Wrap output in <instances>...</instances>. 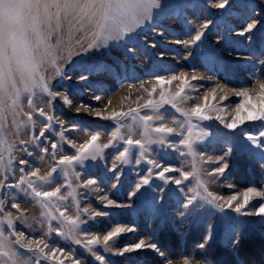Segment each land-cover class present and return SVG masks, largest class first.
I'll use <instances>...</instances> for the list:
<instances>
[{"label": "rangeland", "instance_id": "rangeland-1", "mask_svg": "<svg viewBox=\"0 0 264 264\" xmlns=\"http://www.w3.org/2000/svg\"><path fill=\"white\" fill-rule=\"evenodd\" d=\"M159 2L161 7L152 9L151 18L124 38L109 40L106 46L101 43L99 47L88 51H85L88 45V40H85L84 47L73 48L70 58L66 52L62 53L65 58L59 63L63 75H54V70L49 65H44L49 85L54 91L61 93L51 109V114L57 119L45 138L34 141L33 136H38L41 123H46L42 117L34 115L33 119L40 122L35 128L26 124L17 129L12 125L13 116H8L5 135L9 143L15 145L12 153L15 159L11 166L14 172L6 173L9 176L7 183H15L24 174L19 168L29 172L34 167H39L40 174L45 175L62 155L75 154L76 149L71 143L79 145L93 133L100 134L99 143H108V138L116 130V121L101 119L95 115L94 110L108 116L113 111L129 112L130 109H139L141 116L163 117L151 122L152 127H176L173 120L184 121V117L171 105L165 104L156 113L144 105L149 99L159 101L162 91L168 98L174 96L180 87L179 80L172 81L171 84H160L158 81L171 80L172 76L183 73L187 75L190 84L183 94L184 102L179 103V106L184 110L198 104L203 106V98L207 95L208 107L205 111L212 117L209 120L192 118V139L198 162L203 157V162L200 163L201 178L208 187L211 181L235 182V187L225 183L218 197H231L249 188L264 191V163L259 155L260 150L246 139V135L259 136L264 131V121L245 120L234 130L225 126L232 122L236 105L243 100V97L235 93L244 89L258 90L259 82H264V0H227L223 9L216 7V4L223 3L224 0ZM253 22L256 27L251 32L246 31L247 25ZM205 24L208 25L207 29L203 28ZM198 31H204V36L201 41L193 43ZM242 31L244 35H240ZM192 75L201 79L191 80ZM213 91L216 93L215 100L212 99ZM148 93L152 95L149 96ZM251 94L255 95V92ZM64 95L72 101L71 106L63 104ZM225 95L227 99H222ZM97 96L100 97L99 100L95 99ZM25 110L27 111L26 100ZM217 117H222L223 120ZM19 119L26 121L23 116ZM61 122L67 142L60 140ZM121 123L133 126L136 131L133 139L141 138L142 129L133 125L130 118ZM121 134L127 137V130L122 128ZM183 135L187 137V131ZM152 137L155 139L157 134L152 133ZM21 140L30 142L21 144ZM180 140V136L172 134L166 137L164 144H146L148 151L143 157L140 149L133 147L124 162L119 157L128 145L123 141H113L114 146L104 149L102 156L85 160L83 166L76 165L81 179H71L72 186L76 189L82 223L80 230L71 238L58 236L55 230L45 236L49 230L47 223L42 225L40 222L41 209L24 192L6 188L0 191V199L5 200V212H13L16 230L24 233L22 243L44 239L50 247L63 249L67 258L59 257V253L57 255L64 259V264H72L73 260H79L80 264H101L96 259L97 256L103 257V264H167L169 260L172 264H183L185 259L192 264H212L207 259V252L211 247L216 252L219 248L213 247L215 244L232 257L249 253L251 249L254 257L262 255L264 246H259L257 241L264 239V217L253 215L254 219H250V216H244L239 220L243 215L232 208L225 206L227 208L224 207L221 211L200 199L185 207L193 195L190 185L193 186L194 181H184L181 185L187 189L182 188L181 191V185L177 186L172 182L173 178H181L179 172H168L165 173L167 179L160 178L159 173L163 167L191 170V156L180 155V151L187 152L179 143ZM260 140L264 142V137H260ZM52 143H57V149H51ZM242 144L248 145V149H242ZM42 147H48L50 152L44 153ZM229 147H232V152L225 156ZM22 149L31 151L33 155L28 156ZM52 151H55V157L51 155ZM221 156H225L221 164L229 165L225 175H208L219 166L215 161ZM4 157L6 163L9 158L7 152H4ZM20 159L29 160L33 167L20 165ZM149 160L161 167H154L148 163ZM53 175H59L57 186L66 183L59 173ZM146 178L148 184L143 183ZM87 179L96 180V184L87 188L80 187ZM67 191V188H61L60 194L65 195ZM219 199L222 200V197ZM12 202L20 204L24 217L16 219L19 214L10 208ZM260 202L261 198H254L244 211H255L254 205ZM55 203L60 211H64L65 206L69 209L65 215H76L77 209L71 197L64 202ZM85 208L88 209L87 213L83 211ZM51 211L59 216L55 208ZM97 212L103 215H95ZM215 217L220 225L217 228L212 226L207 233ZM226 223L234 225L233 228L230 226L229 229ZM51 224L53 229L59 228L57 221L53 220ZM116 228H123L125 231L105 245L103 237ZM10 231L7 230L6 235ZM237 232L243 236L253 232L256 235L253 239L256 240L252 241L251 247L243 241L237 247L233 242V236ZM93 237H99L100 242L89 250L83 241ZM76 239H80L82 243H75ZM9 240L13 242L12 247L19 255L30 259L34 264L36 257L26 248L15 244V236H9ZM141 240L146 244H155L159 251L145 247L124 252L125 248H134ZM201 243L205 244L203 249L199 247ZM221 250L217 252L220 256L223 253ZM160 252L164 255L161 256ZM40 264L54 262L41 259Z\"/></svg>", "mask_w": 264, "mask_h": 264}, {"label": "snow or ice", "instance_id": "snow-or-ice-1", "mask_svg": "<svg viewBox=\"0 0 264 264\" xmlns=\"http://www.w3.org/2000/svg\"><path fill=\"white\" fill-rule=\"evenodd\" d=\"M227 0L223 3L216 4L218 8H225ZM159 0H0V191L4 189H18L24 192L26 196H30L36 205H39L41 224H48L47 236L52 231H56V235L71 238L74 233L78 232L81 227V219L79 214V202L76 200V189L72 186V177L76 180L81 179L80 173L76 171V165L83 166V162L88 159H96L102 156L104 149L113 147V141H123L128 145L123 152L120 153L122 162L126 161L129 151L133 147L140 149L141 157L144 156L148 149L146 144L166 142V137L172 134L181 137L179 143L187 152L180 151L181 156H191V170H184L180 168L163 167L159 173L161 179H167L165 173L179 172V179L173 178L172 182L177 186L184 183V181L192 180L195 182V187L191 189L193 195L188 199L185 207L193 205L197 199L203 200L206 203L219 208L221 211L224 207L232 208L236 213L243 216H259L264 217V191H257L255 188L247 189L242 195L243 200L240 203H235L239 200V196L233 195L225 201V204H218V199L208 190L206 182L201 178L202 169L200 163L203 162V157L197 160V152L194 148V141L192 139V118L195 117L200 120H209V116L205 109L208 107V96H204V105H196L189 110H184L179 106V103L184 102L183 94L185 89L189 86L190 81L186 74L180 76H172L171 80H159L160 84L168 83L179 80L180 87L174 96L168 98L161 92L159 101L149 99L144 105L145 108H150L154 113L163 107L165 104L171 105L172 108L184 117V121L173 120L176 127L159 126L152 127V123L156 119H163L162 116L153 115H140L139 109H130L129 112L113 111L110 115L104 116L101 111H95V115L101 119L116 121V130L112 132L108 138V143L101 144V136L98 132L90 135V138L85 142L76 145L71 143V146L76 149L74 155H62L55 161V165L41 175V169L34 167L32 171L25 172L24 168H19L21 175L15 183H7L9 176L6 173H13L14 169L11 167L13 160L12 155L14 144L9 143L5 129L8 126V116L12 115V125L19 129L20 127L31 125L35 128L38 123L34 120V115L43 118L46 123H41L38 136L34 135V141H40V138H45V134L50 132L53 127L54 121L57 119L51 114V109L54 108V101L61 93L54 91L49 85L48 78L44 72L47 71L44 65H49L53 70L54 75H63V70L60 67V60L65 57L62 53L66 52L67 57H71L73 48L76 46L84 47V41L88 40V45L85 51L99 47L101 43L109 40H119L124 38L131 32L151 18L152 9L160 8ZM208 25H203L207 29ZM256 27V23L247 25L246 31L251 32ZM240 35H244L242 31ZM89 36L91 39H89ZM204 36V31H198L194 38L193 43L201 41ZM43 70V71H42ZM19 78V79H18ZM84 78V77H82ZM201 79L196 75L191 76V80ZM155 89H153V92ZM255 92V95L251 93ZM237 96L243 97V100L236 105L235 116L232 118L231 123H226V127L235 129L239 124H243L245 120L248 121H264V82H259L257 89H244L235 93ZM149 96L152 93H148ZM47 97L48 99H44ZM95 99L99 100L97 96ZM212 99H216V93L213 91ZM222 99H227V95ZM25 100L27 111L25 110ZM62 102L65 105H72V101L68 96H62ZM110 103V102H109ZM41 104L45 106H40ZM84 107V105H81ZM79 112V109H77ZM106 111V109H105ZM246 113V115H242ZM26 117L25 120L19 118ZM131 119L133 125L142 129L140 131V139H133L136 134L132 125H125L121 123L122 120ZM217 119L223 120L222 117ZM187 125V128H185ZM127 130V137L121 134V129ZM61 131L59 132L60 140L65 141L63 122H61ZM187 131L188 135H183ZM152 133H156L157 137L153 139ZM260 137H264V131H261L259 136L246 135V139L260 150L259 155L262 163H264V142H261ZM30 141L21 140L20 143H29ZM170 147L173 145H169ZM242 149L247 150L248 145H241ZM51 149H57V143L51 144ZM44 153L50 152L48 147H42ZM179 151V149H177ZM27 152L28 156L33 153L27 149H22ZM4 152L8 154V160L5 163ZM232 152V147L228 148L225 156ZM55 157V151L51 152ZM225 156H221L215 163L219 165L208 175L223 177L226 169L229 167L227 163H222ZM43 159V157H41ZM148 163L153 164L154 167H161L155 161L149 160ZM20 165H28L33 167L27 159H20ZM54 173H59L63 176L66 183L57 186L59 183V175L54 176ZM34 178V179H33ZM146 178L143 183L148 184ZM96 184V180L87 179L86 183L81 184L80 187L87 188L90 185ZM26 186V187H22ZM47 186V187H46ZM61 188H67L68 191L65 195H61ZM31 190L29 193L28 190ZM139 190V186L138 189ZM11 196V193H9ZM69 197L77 209L76 215H65L69 209L65 206L64 211H60L55 201L64 202ZM261 198L258 205H254L255 211H244L249 203L254 198ZM104 199H107L105 197ZM27 202V201H26ZM111 203V201H109ZM235 204V207H233ZM198 206V205H197ZM11 209H15L16 219L25 216L21 210L19 203L12 202ZM55 208L59 212V216L52 213L51 209ZM85 213L88 209L83 210ZM0 264H33L30 259L23 258L12 247L13 242L9 240V236H15V244H19L22 248L33 254L36 257L34 264H40V260H51L54 264H64V259L67 258L65 252L61 248L50 247L49 243L44 239H35L29 241L27 244L22 243L25 239L23 232L16 230V225L13 219V212H5V200L0 199ZM95 215H103L97 212ZM57 221L59 224L58 229H53L51 221ZM5 225L7 228H5ZM11 230L7 233L6 231ZM125 229L116 228L103 237L105 245L115 237L119 236ZM131 231V229H128ZM243 234L237 232L233 236V242L238 247L241 243ZM210 238V237H209ZM100 242L99 237H93L83 241L86 247L96 245ZM75 243L81 244L80 239H76ZM150 247L159 251L155 244H146L143 240L134 245V248H125L124 252L133 251ZM203 249L204 243L199 244ZM123 255V252L120 253ZM163 256L164 253L160 252ZM96 259L103 264V257L97 256ZM72 264H80L79 260H73ZM167 264H172L171 260ZM183 264H192L191 261L185 259Z\"/></svg>", "mask_w": 264, "mask_h": 264}, {"label": "trees", "instance_id": "trees-1", "mask_svg": "<svg viewBox=\"0 0 264 264\" xmlns=\"http://www.w3.org/2000/svg\"><path fill=\"white\" fill-rule=\"evenodd\" d=\"M255 236L256 235L253 232L248 233L242 237L241 241L245 242L249 245V247H251L252 241L256 240L253 239ZM258 242L259 246H264V239L260 238L258 239L257 243ZM213 247H218L219 249H216V252H214V249L211 247L207 252V259L212 264H264V253L260 256L254 257L253 251L251 249V252L249 253L238 254L236 257H232L227 252L221 250L219 245L215 244ZM219 250L223 252L221 256L217 253ZM252 258H254V260Z\"/></svg>", "mask_w": 264, "mask_h": 264}, {"label": "crops", "instance_id": "crops-1", "mask_svg": "<svg viewBox=\"0 0 264 264\" xmlns=\"http://www.w3.org/2000/svg\"><path fill=\"white\" fill-rule=\"evenodd\" d=\"M212 183H211V185L208 187V190L210 191V192H212L213 193V195L214 196H216L218 199L216 200L217 202L216 203H218V204H221V203H223V204H225V201L228 199V198H230V196H219V197H222V200H220L219 199V197H218V195H219V192H220V190L223 188V185L225 184V183H229V184H231L233 187H235L236 186V184H235V182L234 181H227V182H223V183H220V181L218 180V181H215V182H213V181H211ZM194 183V185L192 186V184L190 185V190H191V188L193 189L194 187H195V182H193ZM227 186H229V185H227ZM182 188H183V186L181 185V191H182ZM187 189V188H186ZM186 189H184L183 188V190H186ZM189 189V188H188ZM245 191H243V192H240V193H237V194H234V195H236V196H239V200H237V203H240V202H242V200H243V193H244ZM172 200H174V201H177V199L176 198H172ZM197 201V200H196ZM195 201V202H196ZM181 204H183V202L181 203ZM225 208H227V207H225ZM244 216H242V217H240V219L239 220H241V218H243ZM251 218L250 219H254V217L253 216H250ZM219 220H218V218L217 217H215L212 221H211V227H210V225H209V227H208V229H207V233L209 232V230L212 228V226H213V228H215L216 226H219L220 224H219V222H218ZM227 224V223H226ZM228 225V227H229V229H230V226L233 228V226L234 225H231V224H227ZM217 228V227H216ZM208 239V238H207Z\"/></svg>", "mask_w": 264, "mask_h": 264}]
</instances>
